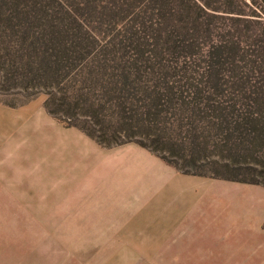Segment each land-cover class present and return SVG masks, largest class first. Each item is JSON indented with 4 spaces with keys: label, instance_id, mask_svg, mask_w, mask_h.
<instances>
[{
    "label": "rangeland",
    "instance_id": "rangeland-1",
    "mask_svg": "<svg viewBox=\"0 0 264 264\" xmlns=\"http://www.w3.org/2000/svg\"><path fill=\"white\" fill-rule=\"evenodd\" d=\"M241 1L242 10L250 14L252 9L245 6L249 0ZM61 2L62 6L47 2L49 14L57 16V40L49 36L51 28L47 27V36L33 46L32 53L38 52V58L29 77L39 79L36 86L31 89L30 83L21 84L24 77L18 72L25 71L21 65L11 72L12 64L0 59V70L9 72L3 74L4 80L11 78L0 87V105L17 109L34 102L45 107L51 97L52 108L62 121L86 124L100 136L118 137L113 139L130 135L129 143L144 141L195 174L264 185V27L238 23L232 14L220 13L215 18L196 10L193 17L209 23L212 42L204 30L194 32L186 16L181 21L173 17L162 25L154 22V27L149 23L133 26L134 15L144 11L148 0L135 10L124 7V0ZM132 26L141 34L136 44L124 49V27ZM168 32L170 36L175 32L172 39ZM64 34H69L67 40ZM192 40L201 44L200 62L174 54L175 47H179L177 53ZM220 40L227 47L221 77L237 83L235 87L231 84L229 95L244 100L245 107L238 108L239 112L232 111L234 102L227 105L221 96L209 93L212 83L208 81L215 77L208 79L202 69L209 45ZM32 92L38 95L31 98ZM91 140L100 150L93 167L96 184L86 188L91 191L88 196H80L78 209L54 208L57 194L46 192L53 187L31 183L24 187L30 192L14 193L0 178V264H234L230 257L201 251L196 242L187 247L176 245L182 251L179 256H168L164 248L161 256L153 257V243L97 240L111 227L88 224L92 213L88 200L123 203L124 191L136 185L126 182L119 167H103L109 160L104 155L124 144L106 148ZM33 154L26 155V160L37 156ZM24 174L39 176L35 170ZM167 245L161 243L162 248Z\"/></svg>",
    "mask_w": 264,
    "mask_h": 264
},
{
    "label": "crops",
    "instance_id": "crops-1",
    "mask_svg": "<svg viewBox=\"0 0 264 264\" xmlns=\"http://www.w3.org/2000/svg\"><path fill=\"white\" fill-rule=\"evenodd\" d=\"M32 152L37 156L26 160ZM99 152L91 139L64 127L41 103L17 109L0 105V178L14 193L30 192L24 187L32 184L53 187L46 192L57 194L54 208L78 209L80 196H88L86 188L96 184ZM104 156L109 160L103 167H119L126 182L136 186L124 191L123 203L88 200V224L111 227L97 240L153 243V257L164 248L168 256H179L176 245L196 242L201 251L230 257L234 264H264V186L181 174L134 143ZM33 170L38 177L25 176Z\"/></svg>",
    "mask_w": 264,
    "mask_h": 264
},
{
    "label": "trees",
    "instance_id": "trees-1",
    "mask_svg": "<svg viewBox=\"0 0 264 264\" xmlns=\"http://www.w3.org/2000/svg\"><path fill=\"white\" fill-rule=\"evenodd\" d=\"M61 1L62 0H0V56H2L0 57V59L4 58L6 60L5 62H9L12 64V67L9 69L11 72L13 71L14 66L18 68L17 64L21 65V70H25L23 72H18L21 73L24 77L22 79L21 84L25 85L26 83H30L31 86L29 87L31 89L36 86L34 83L39 80L36 77H29V74L33 71V65L36 64V59L38 58V52L32 53L35 47L34 45H36V42H40L43 38L47 36V27L51 28L49 36H51L53 40H57V33L55 32V29L58 28L56 21L57 16L49 14L47 2L59 3L62 6ZM146 1L147 0H124V7H128L129 10H135L137 7H139ZM241 4L244 5L241 0H187V2L186 0H148L146 4L147 6L144 11L142 13H137L134 15L132 24L133 26H148L149 23L152 27H154V22H158L159 25H162L163 21H168L173 17L177 18L176 21H181L182 19H184V16H186L185 18L190 20V24L193 26L194 32L204 30L203 32L206 33V35L212 42V29H210L209 23L205 24L206 22L204 20H200V18L193 17V14L196 10L205 14L208 17L215 18L220 16L218 15L220 13H228L234 15V17L232 18H236L234 20L238 23L248 22L264 27V13L259 9V7L264 9V0H260V2H258L257 0H249L248 4H246L245 6L252 9L250 14L242 10ZM68 15L69 18H72L74 20L72 14L68 13ZM125 18L126 15H124V22L126 21ZM71 22L75 24L74 21L71 20ZM206 25L207 27L204 28V26ZM133 26L129 28L124 27V49H127L132 45L136 44V37L138 34H141L138 30H133ZM174 33L170 36V33L168 32V35L171 39L174 36ZM158 34L161 38L162 34ZM68 37L69 34H64L63 40H67ZM188 41L189 40L178 42L182 43ZM222 41L223 40H220V43L218 42V44L209 45V51H207L208 56H206L207 59L201 61L203 64H205L202 69L205 70V74L208 75V79L215 77V79H210L208 81V83H212V87H209V93L221 96L227 105H230L234 102L235 104L231 105L234 108L232 111L239 112L240 110L238 108L241 109L245 107L244 100L242 99V97H231L229 95V88L235 87L237 83H233L230 80L225 81L221 77L223 72L221 71L220 67L225 64L222 63V60L224 61V59L222 58H224L225 52L227 50V47L224 45L225 41ZM234 44L237 43L235 42ZM200 45V42L196 43L192 40L185 46V48H182L177 53L176 50L179 49V47H175L174 54H179L182 58L185 59L193 58L194 62H200V57H198L202 54V48ZM237 47L239 46L237 45ZM262 57L264 62V48L262 52ZM234 62L237 61L234 60ZM226 63L231 62L228 61ZM256 64L257 63H255L254 65ZM201 66V64L198 65V67ZM252 68H254V66ZM3 74L8 76L9 72H7V70L6 72L0 70V87H3L2 84L4 82L11 81V78H8V80L5 81V77ZM231 84H234V86L231 87ZM173 90L174 87H171L170 91ZM197 90L199 89L197 88ZM203 90L205 89L203 88ZM238 90H240L241 92L240 86L238 87ZM36 95H38V92H32L29 94L31 98ZM54 104L55 102L53 101V99H51V97H49L48 100H46L45 102V108L51 116L60 120L68 128L76 127L82 130L87 136L95 140L102 147L111 148L115 145L126 144L131 142L130 140L132 136L130 135H124V139H113L118 137H116L115 135L109 137L107 134L100 136L96 134V131L94 129L87 126L86 124L81 125L67 120L62 121L61 118L58 117L57 111L52 108ZM224 109L225 111L223 112H228L227 107H225ZM135 143L156 154L167 164L174 166L178 171L183 174L206 176L203 174H195L182 169L179 163L171 160L165 154L160 153L158 149L151 147L144 141H136ZM224 179L264 186L262 183L255 180L247 181L240 180L237 178Z\"/></svg>",
    "mask_w": 264,
    "mask_h": 264
}]
</instances>
